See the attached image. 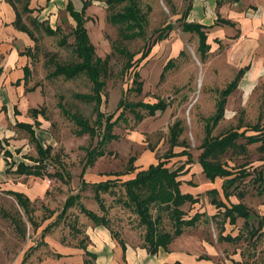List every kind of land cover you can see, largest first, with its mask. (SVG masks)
<instances>
[{
	"label": "rangeland",
	"instance_id": "1",
	"mask_svg": "<svg viewBox=\"0 0 264 264\" xmlns=\"http://www.w3.org/2000/svg\"><path fill=\"white\" fill-rule=\"evenodd\" d=\"M262 2L135 0L137 11L143 18L138 27L124 30L127 34L135 33L134 36L120 39L118 29L126 24H111L105 17L122 12L129 6V0H111L109 3L99 0L98 6L104 11V19L99 23L96 19L88 18V28H85L95 56L103 58L111 53L108 76L98 77L104 82L98 108L103 118L111 115V120L121 110L122 113L111 130L117 138L102 146L109 153L95 159L91 166H84L81 177L87 183L115 180L112 184L116 185L111 186L110 191L99 192L105 210L99 209L92 189L80 188L79 182L85 149L94 146L98 137L86 133L76 135L78 127L68 115L74 114L85 119L88 125H95L94 102L74 96L91 93V82L84 73L72 78L52 75L55 66L79 61V57L70 51L74 22L65 10H61L52 23L53 29L47 23H40L32 33L33 48L29 51L27 75L34 85L40 87L43 104L38 107L41 115L48 120V131L54 143L49 158L40 163L39 169L40 174L49 180V187L42 199L29 202L31 218L38 225L37 228L30 225L14 198L0 190V264H74L73 258L77 257L79 250L83 251V264H93V256L83 250L89 241L85 234L86 226L93 222L81 213L78 203L97 215L104 214L110 230L107 232L112 240L123 245L131 243L142 246L144 226L137 223L135 214L115 200L123 194L119 185L122 181L157 162L164 163L169 170L180 168L176 177L180 182V191H190L192 196L197 197L196 203L185 202L180 206L184 218L194 212L198 214L194 225L184 227L182 232L207 242L214 261L221 260L224 255L230 264H264V222L260 230L257 223L261 216L264 217V192L260 195L255 193L256 185L264 184V163L256 159V144L247 145L244 155L232 156L226 152L219 159L233 171L240 168L247 173L234 182L236 191L241 192L242 196L228 197V202H240L255 212L249 215L245 225L240 217L229 224L221 214L213 219L206 215L212 210L216 212L214 206L213 209L209 207V199L213 196L209 193L211 188H215L217 197L224 200L220 189L223 179L215 178L210 182L196 161L206 124L212 136L232 130L244 131L248 135L253 133L250 128L254 124L264 126V0ZM187 6L189 10L184 20L205 24L203 31L208 50L204 58H200L197 51V34L182 31L180 26L183 20L181 15ZM223 21H230L231 24L226 26ZM47 30L52 32L48 33ZM158 34L165 36L154 41ZM119 45L132 54V61L136 60L126 71L123 69L125 56L114 50ZM147 48V55L138 59ZM50 54H53L52 62L45 66ZM166 63L168 65L159 78ZM245 65L248 68L236 88L225 97L220 119L212 125L211 118L215 114L221 90ZM134 71L141 81L138 93L133 90L134 84L131 82ZM158 100H163L166 107L153 115H147L140 107L132 110L125 107L127 103H153ZM134 112L140 113L141 119L137 120ZM174 122L178 123L180 131L176 138L178 145L172 147V152L184 150L187 155L168 157L169 129ZM23 134L27 138L23 150L27 154L32 152L34 156L33 142L25 131ZM7 144L3 141L0 149ZM130 156H133V160L129 164L134 170L124 173L128 169ZM258 171L262 174L260 183L254 181ZM54 172L60 173V177ZM73 184L79 186L74 187ZM74 193L79 194L76 203L61 213L64 199ZM160 214L157 228L170 231L168 214ZM47 224H50L49 228L42 231ZM219 233L237 237L223 240L218 238ZM74 250H78L76 255L67 254ZM24 254L26 258L21 262ZM67 256L73 258L67 259Z\"/></svg>",
	"mask_w": 264,
	"mask_h": 264
},
{
	"label": "trees",
	"instance_id": "2",
	"mask_svg": "<svg viewBox=\"0 0 264 264\" xmlns=\"http://www.w3.org/2000/svg\"><path fill=\"white\" fill-rule=\"evenodd\" d=\"M6 1L11 5L15 13L13 25L16 28L26 32L31 37L32 33L28 29V27L22 22L20 12L16 7V3H21V11L30 12L31 10L27 8V2L23 0ZM88 2L89 1L87 0L82 2V7L80 11H75L69 1H67L64 6V10L68 13V15L74 22L72 30L73 42L71 44L70 51L75 53V55L79 57V61L72 63H61L60 65L55 66L52 75H62L64 78H72L79 73H84L91 82V93L82 95L75 94L74 96L87 102H94L92 107V110L95 112L94 126L88 125L87 121H85V119L79 116H76L74 114H68V112L63 107L60 108L62 109V111L69 115L71 120L78 127L75 131L76 135H82L86 133L89 136L98 137L94 146L85 149V162L79 174V182L80 188L89 187L90 189H92L93 198L96 201L99 209L105 210L103 202L99 197V192L110 191V187L116 185L112 184L115 182V180L113 179L98 181L94 183H87L83 180L81 175L84 166H91L95 159L103 156L104 154L109 153V151H104L102 146H104V144L110 142L111 140L117 138L116 135L111 132V130L116 122V119L120 117L122 110L119 112V114L114 120H111V115H107L103 118L102 112H100L98 108L100 104V90L102 89L104 84L103 80H99L98 77L101 76L102 78H106L108 76V60L110 58L111 53L106 54L103 58L94 55L93 45L89 42L86 30L83 26V22L85 20V18L83 17V10L85 6L88 5ZM107 2L109 3L111 2V0H107ZM188 10L189 6L185 8L181 15L183 20L180 22V26L182 31L194 32L197 34V51L199 53V57L204 58L208 50V44L206 43V34L203 31L202 24L197 22H188L184 20V17H186ZM105 18L111 24H126L124 27L120 26V29H118V36L120 37V39H122L129 38L135 35V33L127 34L124 30L126 28L138 27L143 17L142 14L140 15L137 11L135 0H129V6L124 8L122 12L112 13L109 15L107 14ZM27 23L29 27H31L33 30H36L38 29L41 22H37L35 18L27 16ZM222 23L228 25L231 24L228 21H223ZM47 32L51 33L52 31L47 30ZM164 36L165 34H158L154 38V41L160 40L164 38ZM117 43L120 44L119 41H117ZM120 46L121 45H119L117 48H112H114V50L120 55L125 56L126 60L123 69L124 71H126L136 60L132 61V54L128 53L122 46ZM148 51L149 48L141 52V55L138 59L144 58L147 55ZM51 57H53V54H50V58L45 61V66L52 62ZM167 65L168 64L166 63L163 66L159 78L162 77L163 71L166 69ZM247 68V65L239 68L236 71L232 80L229 81L224 87V89L221 90L215 114L211 118L212 125L220 119L223 112L225 97L236 88L239 79ZM132 76L133 77L131 82L134 84L133 90L138 93L141 90V81L138 80V73L136 71L132 73ZM125 107L129 110H132V108L135 107H140L141 109H144L146 111L147 115H153L155 111H163L166 107V103L163 100H158L153 103L136 102L134 104L127 103ZM31 112L35 114L37 112H40V110L33 109L31 110ZM134 115L137 120L141 119L140 113L134 112ZM17 125L24 128L29 134V139L31 142H33L37 157L34 160L36 162L34 165L27 166L22 164L21 162H18L16 164L15 170L17 173L40 175V163L45 158L49 157L51 147L45 146L44 148H42L33 137L29 125L22 123H18ZM99 129H101V132ZM250 130L253 133L248 135H245L244 131L238 132L236 130H232L222 135L212 136L210 135V128L208 124H206L204 127V137L199 146L201 151L198 154L196 161L201 168V172L207 180L212 182L215 178L223 179L220 185V189L224 200H221L217 197L218 193L215 188H211L209 190V193L213 195L210 197L209 203L213 205L216 209V212L210 217L211 219L221 214L222 217L227 219V222L229 224H232L234 223L236 217H240L243 219V225H245L246 221H248L249 215L255 214L254 211H251L250 209L246 208L240 202H228V197L230 195H235L237 197L242 196L241 192L236 191L237 186L234 185V182L238 178L246 176L247 173L240 168H237V170H235L237 172L235 173V171H233L231 168L225 166L219 161L220 157L226 152H229V155L232 156L244 155L247 153V145L256 144L254 148L257 154L256 159L264 163V126L254 124L253 126H251ZM179 131L180 128L178 127V123L174 122L169 129L170 148L167 153L168 157L176 155H187V152H185L184 150H181L179 152H172V147L178 145L176 138L179 134ZM239 139H242V141L238 142ZM132 160L133 156H130L127 160V163L129 165L128 169L124 173L133 172L134 168L131 167L129 164ZM179 169L180 168L169 170L167 167L164 166V163L157 162L156 164H149L143 170L136 171L133 177L127 178L122 181L121 184H119L122 187L123 194L119 195L115 201L121 206L130 210L133 214H135L137 218V223L139 225L144 226V232L142 236V247L145 248V250L149 254L155 253L159 247L165 248L173 238H175L182 232V229L184 227L193 226L198 217L197 212H194L193 215L188 216L186 218L183 217L184 212L180 209V206L185 202H188L189 204L196 203L197 197L192 196L188 192L180 191V182L176 178ZM54 173L59 177L61 175L60 173ZM254 181L258 183L262 181V174L260 171L256 173ZM262 192H264V184H257L255 187V193L257 195H260ZM7 194H10L14 198L18 207H20L23 213L26 215V218L29 221L30 225L33 228H37L38 225L31 218L32 208L29 205L28 199L19 192L8 191ZM78 198V193L69 194L64 199L61 213H64L69 207L74 205ZM77 205L81 213H83L93 222V225H100L109 230L107 220L104 214L97 215L93 211L86 209L83 205L79 203ZM152 210L155 211L154 214L152 213ZM161 212L167 213L168 217L171 220L170 231L158 229L156 226V224L160 221ZM263 219L264 217L261 216L257 221V223L259 224V230L261 228ZM17 220L21 223L20 218H17ZM49 225L50 224L44 226L42 231H46L49 228ZM111 236H113V234H111ZM235 237H237V235L234 237H230L229 234H218V238L223 240H232ZM118 244L123 249V243L120 242ZM84 252L86 254L92 255L85 250ZM25 258L26 254L23 255L21 262L24 261Z\"/></svg>",
	"mask_w": 264,
	"mask_h": 264
},
{
	"label": "crops",
	"instance_id": "3",
	"mask_svg": "<svg viewBox=\"0 0 264 264\" xmlns=\"http://www.w3.org/2000/svg\"><path fill=\"white\" fill-rule=\"evenodd\" d=\"M23 1L27 2L30 12H22L21 3H16V7L22 22L33 33V29L28 26L27 16L35 18L37 22L47 23L50 29H53L52 23L57 13L64 10L67 1L71 3L75 11H80L82 2L85 0ZM87 1H89L88 5L83 10L84 28H88V18L96 19L99 23L104 19V11L98 6L99 0ZM259 3H263L262 0H259ZM14 17L15 13L11 5L6 0H0V144H3V141L9 143L0 149V190L6 193L19 192L30 202L43 198L49 187V180L44 174L16 172L18 162L32 166L36 163L34 160L37 157L35 149H33L35 157L32 152L27 154L23 150L27 141L23 131L26 133L27 131L17 124L29 125L33 137L42 148L51 147L54 143L51 142L48 131V120L41 115V112L35 114L31 112L33 109L39 110L38 106L43 104L40 87L34 85L27 75L33 37L13 25ZM210 24L213 23L210 22ZM224 25L228 26V24ZM10 159L11 162L7 163ZM77 185L79 186V184H73L74 187ZM188 193L191 192L188 191ZM231 203L234 202L231 201ZM209 207L213 209V205ZM210 208H208L209 211ZM214 213L212 210L206 215L210 217ZM85 234L89 241L84 250L92 254L93 264H230L224 255L221 260L214 261L209 244L184 231L173 238L165 248L159 247L153 254H149L141 245L131 243H124L122 249L109 237L107 229L100 225H87ZM74 251L67 254L76 255L78 250ZM82 252L79 250L77 257L67 256V259L73 258L74 264H83Z\"/></svg>",
	"mask_w": 264,
	"mask_h": 264
}]
</instances>
